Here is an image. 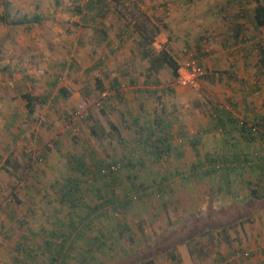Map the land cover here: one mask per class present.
I'll return each instance as SVG.
<instances>
[{
	"label": "rangeland",
	"instance_id": "1",
	"mask_svg": "<svg viewBox=\"0 0 264 264\" xmlns=\"http://www.w3.org/2000/svg\"><path fill=\"white\" fill-rule=\"evenodd\" d=\"M87 1L0 0V114L4 118L8 116L10 104L18 115L13 121L14 129L22 132L13 143L8 141V132L0 133V264H12L16 261L13 259L15 256L17 264H31L26 259L24 261L22 249L17 251L16 243L23 242L22 248L26 247L30 244L26 238L29 228L44 225L50 229L55 218L68 211L65 204L59 201L54 180L63 183L65 177H76L81 179L82 186L91 183L86 176L67 166V159L72 155L84 157L89 164L91 154L104 164L116 163L114 165H118L116 170L120 169L121 178L122 174L128 173L129 179L142 183L146 187L141 191L148 193L133 206H124L125 209L112 213L115 220L107 209L110 213L107 218L100 217V223L94 221L120 242L117 249L116 244L109 242L111 237L107 234L106 245L112 249L109 254L105 250L106 255H100L98 261H103L102 264H145L150 258L152 264H213L218 259H221V264H264V207L260 213L256 209L264 206V28L256 27L251 18L255 1L185 0L187 7L182 10L177 8L174 0H102L99 3L105 9V15L92 17L91 25L83 20L80 11ZM154 1L160 5L151 6ZM259 1L264 3V0ZM138 2L148 5L151 11H145L153 15L151 25L156 27V50L163 45L172 54L185 45L205 68L201 52L208 46H212L215 53L220 52L218 55L219 60H223L222 64L240 61V58H233L230 52L227 53L231 47L234 50L243 48V43L250 48L252 122L244 116H236L235 119V122L244 121L255 128L249 143L231 147L229 141L225 142L229 135L227 130L219 132L216 129L205 135L207 140L201 146L185 144L186 137L202 135L199 133V117H204L205 112L210 113L222 104L234 103L233 89L241 84L236 82L241 77L238 70L226 67L211 69L214 72L211 73L213 81H201L200 78L195 86L183 87L175 86L171 69L165 66L159 72L160 78L165 81L162 86H174L175 91L170 93L173 98L163 93L154 101L159 114L148 118L149 127L131 121V127L122 128L121 140L116 126L101 125H105V119L108 120L110 104L105 91L106 82L102 80L103 71L94 69L84 75L81 68L78 69V56L72 44L64 43L57 49L58 36L64 34L63 39L70 43L74 42L78 32L79 38L92 34L94 37L99 21L106 23L103 25L108 31L117 28L126 30L131 21L143 20L140 13L144 8H140ZM76 6L79 12L73 8ZM71 8L77 14H71ZM96 9L98 7L91 12L98 13ZM116 12V16L123 17L118 18V27L107 26V21H113ZM184 14L187 17L185 38L178 34L179 22L182 21L178 17ZM210 22L222 25L224 34L222 38H210L207 42L203 37L206 36L205 30L210 29ZM117 24L115 20L114 25ZM156 25H159L158 28ZM237 25L241 32L235 40L231 35ZM132 41L134 43L130 47L135 45L134 39ZM95 47L94 61L104 53L98 51V46ZM128 49L127 41L120 43L121 55ZM85 50L82 47V51ZM236 55L241 57L238 52ZM92 76L97 77L99 83L93 84ZM217 79L218 83L215 82ZM80 80L85 84L80 85ZM23 95L33 97L30 113L24 106ZM81 99L89 102L81 115L76 116L74 110ZM100 108L103 112L99 111ZM173 109L176 110L175 120ZM161 112L165 116L161 117L162 122L169 120L172 125L175 121V125L167 135L171 148L155 157L149 152L150 140L145 134L151 131L153 138L158 135L159 128L164 129L156 118H160ZM90 125L96 126L94 136L90 134ZM232 127L237 132V124L233 123ZM181 132L185 134L179 135ZM219 138L224 139L225 144H219ZM175 143L176 147L173 146ZM238 156L246 158L242 167L226 162ZM191 160H199L203 164L197 171L193 170L195 175H191ZM209 161L215 171L202 174V168L210 167ZM225 167L231 169H223ZM185 173L190 175V180H184ZM160 175L166 177L162 182L165 187L163 192L148 186L151 178L159 179ZM224 176L229 177L225 181H233L230 189L219 188ZM194 180L202 187L190 188ZM115 183V193L130 191L129 184L121 185L119 178ZM255 186L262 194L257 202L251 200V188ZM191 190L201 200L199 207L193 206L192 210L184 203V197H189L190 204L197 201H192ZM82 192L87 194L83 188ZM176 195L180 199H175ZM162 196L173 201L162 205ZM113 220L129 223L126 233L129 238H118L117 230H110ZM136 224L139 226L136 227ZM185 248L191 251L189 258L185 255ZM114 249H117L116 252ZM239 250L247 251L249 255L244 259L234 258V252ZM126 252L130 255L116 262L117 255L122 256Z\"/></svg>",
	"mask_w": 264,
	"mask_h": 264
},
{
	"label": "crops",
	"instance_id": "2",
	"mask_svg": "<svg viewBox=\"0 0 264 264\" xmlns=\"http://www.w3.org/2000/svg\"><path fill=\"white\" fill-rule=\"evenodd\" d=\"M101 1L102 0H99V1L89 0V1H87V3L84 4V8L80 9L81 16L83 17V20L86 19V21H87L86 23H89V25H91L92 17H94L95 15H100V16L105 15L104 14L105 9L100 5V3H102ZM167 1H170V0H166V2ZM174 1L177 4V8L182 9V10H186L185 7H187V5L184 4L185 0H174ZM155 2H157V4ZM142 3H144V2H142ZM164 3L162 2V4H164ZM158 5H160L158 3V1H154V5H151V6L157 7ZM138 6L140 8L141 7L144 8L143 10L141 9L142 12H144V17L142 16V18L145 21V23H147V24L149 23L151 25V20H152L153 15L151 13H149L148 11H145L146 9H149L148 5L145 6V5L140 4L138 2ZM96 7H98V9H96V11L98 13L91 12L92 9H95ZM73 8L77 12H79L77 10V6L73 7ZM73 8H71V12H72L71 14L76 13ZM88 11L91 13H88ZM116 14H117V12L114 14L115 16L113 18V21L111 19L109 21H107V26H112V27L117 26L118 27L117 23H119L120 22L119 19L120 18L122 19L123 17H120V16L118 17V16H116ZM178 18H180L182 20L181 22H179L180 29H179L178 34H179V36L185 38L187 36V29H186L187 17L184 14V15L179 16ZM178 18H177V20H178ZM251 18H252V16H251ZM115 20H116L117 25H114ZM140 20H142V19L140 18ZM132 22L133 21H131V23ZM98 23L100 26L96 29L97 33L94 34V37H92V35H93L92 34V35H89L90 38L86 35H83V36H81V38H79L80 36H79V32H78V35H77L76 39L74 40V42L70 43L69 41H66L65 39H63L65 35L61 34L60 36H58L59 37L58 41L59 40L60 41H59V43H56V47H57V49H60L64 43L72 44L73 49H76V56H78V58H77V60L79 62L78 69L81 68L80 70L83 71L84 75H85V73L92 72L94 69L103 71L104 78L102 80H103V82H106L105 86L107 87V89H105V91L108 92L107 96L110 100L111 105L109 104L110 107L108 106V109H109V111L107 113L108 120L105 119V121H104L105 125L101 124L102 126H106V125L108 127H112V125L114 127L116 126V129L118 130L120 135H121V133L123 134L122 128L126 127V126L131 127L132 122H134V121H137L138 123L140 122L141 125L149 127V124H148L149 119L148 118L153 116V114H159L158 111H157L158 113L156 112L157 108L155 107V105L157 103L154 101H157L160 98V96L163 95V93H168V94H165V96H167L168 98H173L170 96V93L175 91L174 86L173 87L162 86V83H164L165 81L160 78L159 72H160L161 68H163L167 65H165L160 60L159 57L155 56L157 51L159 50V49L156 50L154 45H153V43H155L156 41H155V39H153V41L151 42L150 45L146 44L143 46L140 43V38H139L138 34H136V32L133 31L131 26L129 27V25L128 26L126 25V27H125L126 30H123V31L119 30L117 27H116L117 30H115V31H114V29L111 31H108V28L106 27V25H103L106 23H102L101 21H99ZM212 24L210 22V29L205 30L206 36L203 37L206 39L207 42H208V39H210V38H216V37L222 38V36L224 34L223 33L224 30H222L223 29L222 25H219V24H213L212 25ZM78 25H79V23H78ZM83 25H86V24L83 22ZM83 25H81V27H85L86 29L88 28V27L83 26ZM156 26L158 28L159 25H156ZM85 28H83V29H85ZM92 29H94V28H92ZM237 32H238V34H236L234 36V34ZM239 32H241V31H238V29H235L233 32L234 34L231 35V37H234L233 39L236 40V36L239 35ZM210 34H212V36ZM213 35H215V36H213ZM91 38H93V39L91 40ZM154 38H155V35H154ZM133 39L135 41V45H132V47H130V45L133 42L132 41ZM235 40H234V42H235ZM123 41H127L128 45H129L128 51L123 53V55H125V56L120 54L121 53L120 43H123ZM244 43H246L245 40H244ZM248 43H250V42H248ZM219 45H221V44L219 43ZM242 45L244 46L243 48L239 47V49L234 50V48L231 47L229 50H227V53L228 52L231 53V57L234 56L233 58H240V61H232V62H229L227 64L221 63L223 60H219L220 55H218V54L220 52L215 53L212 49V46H208L207 49L203 50L202 52L200 51L201 54L203 53V57H204L203 60L206 63V65H204L205 68H203L204 74L200 77L201 81L202 80H205L208 82L213 81L211 78V75H212L211 73H214L213 71H211L212 68L226 67L227 69H230L233 71L234 70L239 71V73H240L239 77H241V79L238 78V80H236V82H239L241 84L236 85L237 88L233 89L235 92H233V90H232V92H233V98L232 99L234 100L233 104H230V103H228V105L222 104V106L216 107V109H214L210 113L205 112L203 114L204 117L201 116L198 118V121H199L198 124L200 127L199 133L200 134L202 133V135L190 136L189 138L186 137V143L185 144H189L190 146L191 145L197 146L200 144V146H201V144H203L207 140V137H205V135H207V133H209V132L213 133V131H215L216 129L219 132L221 131V129L223 131L227 130L230 137L228 135V138L225 139V142L229 141L231 144V147H236V145L242 146V145L249 143L248 142L249 139L244 138V140H242L243 137L241 136V131L239 128L236 129L237 132H235V130L232 129L233 128L232 127L233 121H235V119H237L236 116H238V117L244 116L246 118H249V120L252 122V88H251L252 87V82H251L252 79H250V68L252 67V62H251V56L249 55L250 48L248 46H245L243 43H242ZM86 46H88V49ZM95 46H98L99 52H104V53H102L99 60L97 59L94 61L93 55L96 52ZM184 46L182 45L177 50H175L172 54H170V52L164 46H163V48L166 49L168 51V53L174 59L175 57H177V55L178 56L180 55V49ZM82 47H85L86 50L82 51ZM222 47H224V45ZM145 52H146V54H144ZM237 52H238V55H241V57L236 55ZM85 55H87V56H85ZM106 57L108 59H106V61H104ZM218 80L219 79L215 80V82L218 83ZM92 81H93V84L99 83L98 78L95 76H92ZM79 82H80V85L85 84L81 80ZM88 82L90 83L91 81H88ZM175 86H178V85H175ZM239 88H240V90H239ZM235 95H237V97L234 98ZM170 102H171V100H170ZM24 106H25V103H24ZM135 107H137V109H135ZM12 108L13 107L9 104L10 112H9V115L5 117L6 119L4 117H2V115L0 114V117H1L0 133L3 134V133L8 132V135H9L8 141L10 143H13L18 138V136H20V134L22 133L21 131L17 132L14 129L13 124L15 122H13V121L17 118L18 115H17L16 111ZM113 108H115L116 110H113ZM173 110H174V112H172V117L175 120L176 110L175 109H173ZM231 112H232V114H231ZM162 116H163V118L165 117L163 112H161L160 118L159 117H156V118L158 120H160L159 123H160V125H162L164 127V129L159 128V131L156 133L158 134L157 135L158 137L161 135L160 138L165 136L166 140H164V143H166V144L168 143L169 147H170L171 144L169 143V137L167 135H169V132L172 131V127H173V124L175 125V121H174V123H172V125H171L169 120H167V121L164 120L163 121L164 123H163L161 120ZM255 116H257V115H255ZM137 118H138V120H137ZM139 119L142 121H139ZM89 131H90V128H89ZM180 134L183 135L185 133L181 132V133H179V135ZM122 136L123 135H121V140H123ZM217 141L219 142V144H225L224 139L222 140V138L221 139L219 138ZM176 145H177V143H175L173 146L176 147ZM221 148H224V147H221ZM109 157L111 158V155ZM119 158H122V157H119ZM229 158H231V157H229ZM225 160H227V159H225ZM173 161L176 164V161L175 160H173ZM226 162H230L233 165L242 166V164L245 162V160H242L241 158H231L230 160L228 159V161H226ZM191 163H192L191 166H193L191 169V171H192L191 175H195L196 173H194L193 170L197 171L198 168L201 167L202 162H200L199 160H197V161L191 160ZM187 164H189V162ZM201 170L203 171V168ZM223 178H224V180H223L224 182L221 184V187H219V188H222L224 190L230 189L231 188L230 183L233 181L231 179H229V181H225L227 178H229L228 176H224ZM192 179H194V178H192ZM254 182L257 184L258 181L254 179ZM196 187H202V185H200L199 183H197L194 180V181H192L190 188L195 189ZM258 191H259V188H258ZM261 196H262V194L259 192V195L256 196V200ZM190 197H191L192 201L197 200L196 202H192L190 204L189 200H188L189 197L188 198L184 197V199H185L184 203L186 205H188V207H190V210H192L193 206L199 207L198 203H200L201 200H199V198H198V196L194 190H191ZM263 207L264 206H259L256 209H258V211L260 213V212H262L261 210L263 209ZM193 209H194V207H193Z\"/></svg>",
	"mask_w": 264,
	"mask_h": 264
},
{
	"label": "trees",
	"instance_id": "3",
	"mask_svg": "<svg viewBox=\"0 0 264 264\" xmlns=\"http://www.w3.org/2000/svg\"><path fill=\"white\" fill-rule=\"evenodd\" d=\"M254 1L255 5L252 8L253 22L256 27L264 28V3L259 0ZM140 14L144 17L143 12ZM131 27L133 31L138 34L141 45L151 44L156 33V27H154V25L147 24L144 20L136 19L131 23ZM237 29H239L238 25ZM236 34H238V32L235 33L234 36ZM144 54H146V52ZM260 54H263V51H260ZM155 56L159 57L165 65L169 66L172 75L175 77L178 65L168 51L162 46ZM23 98L25 99V108L29 113L32 112L33 97L23 95ZM99 111L102 112V109L100 108ZM87 116L90 117L89 114ZM233 123L237 124V128L241 131V136L251 140L250 138L253 137V132L255 131L254 127L251 131L250 126H247L244 121H241V123L233 121ZM89 128L90 134L92 136L96 135V126L90 125ZM112 128H114L113 125ZM150 134H152L151 131L145 135L146 139L150 140L148 141V144L151 145L149 147V152L153 156L159 157L161 152H167V150L171 148L168 143H164V140H166L165 136L160 138V135L159 137L154 136L152 138ZM91 155L90 159L92 162L90 160L89 164L84 161V157L82 156L72 155L70 158L72 160L67 159L69 161L67 166L70 165V169L77 170L78 174L86 176V179L90 180L91 183L82 186L80 183L81 179L78 180L76 177H65L63 183L54 180L56 183L55 189L60 196L59 201L65 204L68 211L63 214L62 217H56L50 229H47L44 225L36 229H28L30 231L29 235H26V238L29 239L30 244L22 248L23 242L19 241L16 243L17 251L22 249L24 261L26 259L31 264H41L42 261V264H102L103 261H98L101 257L100 255H106L105 250L109 254L112 249L110 245L109 248L106 245V241L109 239L108 235L111 237L109 242L116 244L117 249H119V240H115L114 235H112L109 230H104L101 224H97L94 221L96 220L100 223V217L107 218L108 215H110L108 210L111 211V214H114L116 210L125 209L124 206H133L137 200H141L148 195V193H143V190L141 191V188L145 190L146 186H142V183H138L136 180H130L128 173L125 175L122 174L123 178H121L120 169L114 171L109 170L108 167L110 163L104 164L100 160H96L93 154ZM234 158H241L245 160L243 164L246 163V158L242 156ZM209 165L210 167L203 169L202 174L215 171L213 163L209 161ZM104 168H107L108 171L103 172L102 169ZM223 169L231 168L225 167ZM175 173L178 174L177 170H175ZM185 175L184 180H190V175H186V177ZM118 178L120 179L121 185H124V183L129 184L130 191L126 190L123 194L115 193V182ZM165 180L166 177L164 176H161L159 179L153 177L150 179V184L148 186H153L158 192H163L165 191V187L162 182ZM82 188L87 191V194L82 192ZM101 189H103V191H101ZM154 189L153 192H155ZM88 191L90 192L88 193ZM251 194V200L257 202L256 196L259 195V191L256 186L251 188ZM162 197V205H164V202L170 203L173 201L171 195V198ZM174 197L175 199L178 198L177 195ZM178 199H180V197ZM113 214L112 219L115 220ZM141 218L143 219V215H141ZM128 224L129 223L126 221L122 222L121 220H116L112 222L110 230L114 231L116 229L118 238L126 239L127 237L129 238V235L126 234L129 230ZM138 226L139 224H136V227ZM117 249H114V252H116ZM184 250H186L185 255L189 258L191 251L187 248ZM129 255V252H126L125 255L122 256L117 255L116 262L123 261L124 258ZM13 259L16 261L12 264H17L18 258L15 256ZM216 261L222 262L221 259ZM145 264H152L151 258L147 259Z\"/></svg>",
	"mask_w": 264,
	"mask_h": 264
},
{
	"label": "built area",
	"instance_id": "4",
	"mask_svg": "<svg viewBox=\"0 0 264 264\" xmlns=\"http://www.w3.org/2000/svg\"><path fill=\"white\" fill-rule=\"evenodd\" d=\"M155 48H158L156 43H153ZM181 55V56H180ZM180 55L175 57V61L178 65L177 74L174 78L175 85L183 86V87H193L196 85L199 78L204 74V69L197 61L196 57L193 55L191 51L187 47H182L180 49ZM103 95V93H102ZM89 100L81 99L80 102L77 104L74 114L76 116H80L81 112L83 111L84 107L87 106ZM97 104V103H96ZM241 123V121H240ZM251 131L254 129L251 125ZM116 164V163H115ZM109 170H116L118 165L109 164ZM103 172L108 171L107 168L102 169ZM249 255L247 251H236L233 254L234 258L244 259ZM213 264H221L220 261H215Z\"/></svg>",
	"mask_w": 264,
	"mask_h": 264
}]
</instances>
